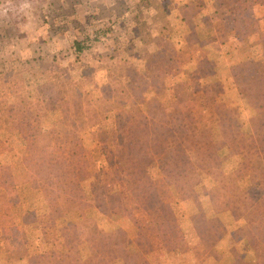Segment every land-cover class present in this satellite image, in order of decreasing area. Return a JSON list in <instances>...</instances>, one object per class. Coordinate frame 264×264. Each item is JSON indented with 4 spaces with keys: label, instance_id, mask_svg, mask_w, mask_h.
<instances>
[{
    "label": "rangeland",
    "instance_id": "rangeland-1",
    "mask_svg": "<svg viewBox=\"0 0 264 264\" xmlns=\"http://www.w3.org/2000/svg\"><path fill=\"white\" fill-rule=\"evenodd\" d=\"M220 1H225L229 6L226 14L232 18L242 17L244 14L246 18L243 21L246 22L247 29L254 28L264 35V18H261L264 0ZM62 7L63 12L60 11ZM61 15L65 18L62 19ZM72 15L75 18H70ZM43 22L46 24L44 31ZM107 32L105 27L98 30L94 27V0H0V264H41L40 255L48 250V240L60 236L58 228L42 225L37 214L36 207L43 196L41 177L49 168L70 165L74 150L81 153L85 148L94 147V142L99 144L103 140V136L94 130L84 131L75 147H70L62 140H54L50 146L54 152L52 162L41 156V141L40 145H25L23 132L19 131V127L30 128L33 133H37V137L45 130L54 128L53 113L44 108L42 98L49 92V87L56 88L58 82L59 88V80L62 78L66 85L78 83L85 88L99 111L108 112L117 108V98L122 97L116 94L118 83L120 87L123 86L125 93L143 91L151 85L144 72L142 79L138 81L136 78L138 75L131 68L132 63L138 61L135 56L122 52L109 54L107 57L103 55V51H111L110 48L117 47L115 40L107 37ZM96 35L100 37L94 38ZM76 46L82 47V51L78 52ZM103 47L110 50H103ZM173 55L183 67L198 61L197 58H191L197 55ZM186 62L188 64L185 65ZM209 62L216 65V72L208 81L216 92H223L221 85L226 70L221 68L219 60L218 63L216 60ZM101 68L104 69L102 74L95 72ZM239 73L242 76L235 81L234 76ZM230 74L234 82L233 93L243 99L248 95V83L255 78L264 77V62L235 75L232 68ZM178 76L184 78L185 74L181 72ZM95 81L99 83L100 89ZM53 93L54 90H51V94ZM103 95H109V98L113 96V101H106L109 98ZM136 97L144 109L150 110L153 107V100L143 93L139 92ZM159 100L170 113L189 109L195 114L200 127L208 126V103L204 95L195 96L181 105L169 91L160 95ZM13 103L19 105L20 112L14 111L10 118L8 107ZM124 108L115 110V113L121 111V116L117 119L119 125L124 121L127 110ZM259 112L257 106H245L240 118L232 122V129L238 134L248 133L251 130V118ZM17 117L26 119L30 124L25 122L17 127L13 124ZM30 139L34 138L31 136ZM27 146L31 151L26 150ZM263 151L264 138H259L254 147L245 150L243 157L247 161L255 160L261 157ZM221 162L225 172L232 173L237 169L240 159L226 149ZM149 173L154 178L159 177V166L151 165ZM80 184L89 198L101 193H118L120 197H124L138 188L134 175L129 174L119 179L114 168L105 162L97 163L96 172L83 178ZM205 184L209 187L211 183L206 180ZM174 191L167 184H163L160 189L163 203L172 209L180 226V231L173 235L170 233L171 237L168 239L164 236L171 232L169 221L164 217H156L145 208L131 207L130 200L126 203L122 199L114 206L111 204L108 209H104L106 202L102 200L103 209L91 206L81 212L73 211L65 215L64 221L67 222L68 230L81 239L82 250L89 246L90 241L87 239L94 236L97 239H107L124 232L130 235L140 232L147 236L151 244L146 256L149 264L253 262L255 256L251 228L245 220L238 218L232 210L215 213L209 196L196 200L191 196L177 195ZM200 209L207 215H216L225 226V233L213 248L204 244L192 222V216ZM11 226L18 232L10 231ZM68 264L87 263L84 256ZM131 264L140 262L135 260Z\"/></svg>",
    "mask_w": 264,
    "mask_h": 264
},
{
    "label": "trees",
    "instance_id": "trees-1",
    "mask_svg": "<svg viewBox=\"0 0 264 264\" xmlns=\"http://www.w3.org/2000/svg\"><path fill=\"white\" fill-rule=\"evenodd\" d=\"M161 45L162 49L153 53L154 65L147 71L150 87L125 93L120 83L116 86V94L122 95L117 98L116 109H127L121 125L117 123L121 111H99L83 86L78 83L66 85L62 78L59 88L56 82V88L49 87V92L42 97L44 108L53 113L54 128L38 134L39 137L30 128H18L23 132L25 145L41 141V156L51 162L54 152L50 146L54 140L75 147L84 131L94 130L103 136L102 142H94L92 148H85L81 153L74 150L70 165L49 168L41 177L43 196L36 207L40 223L60 231L59 237L48 240V250L40 255L41 264H68L84 256L87 264H131L135 260L149 264L146 256L151 244L145 234L124 232L107 239L94 236L87 239L89 246L82 250L81 239L68 230L64 218L70 212H81L91 206L103 209L102 200L106 202L104 209L122 199L126 203L130 200L131 207L145 208L156 217L169 221L171 232L164 236L168 239L170 233L180 231V226L172 209L161 199L163 184L173 187L177 195L196 200L209 196L215 213L232 210L238 218L245 220L251 228L255 256L251 264H264V151L255 160L247 161L243 157L247 148L254 147L259 138H264V77L248 83V95L243 99L233 93L231 77L224 78L223 92L218 93L208 81L216 72V65L210 64L208 58L186 67L169 64L166 48L163 43ZM234 49L238 64L233 68V75L264 62V35L254 28L237 31ZM77 50L81 52L82 47ZM181 72H184V78L178 76ZM51 90H54L53 94ZM169 91L181 105L195 96L204 95L208 103V126L200 127L189 109L170 113L159 100L160 95ZM139 92L153 100L150 110L137 101ZM245 106H257L260 112L251 118V130L238 134L232 129V122L240 118ZM14 111L20 112L17 103L8 107L10 118ZM13 122L18 127L27 121L17 117ZM31 136L34 139H30ZM226 149L240 159L232 173L225 172L221 162ZM26 150L31 151L28 146ZM99 162L113 167L119 179L134 175L136 191L124 197L118 193H101L89 198L80 183L96 172ZM153 164L161 171L157 178L149 173ZM206 180L211 183L209 187ZM192 222L207 247L213 248L225 233L219 218L207 215L204 210L195 213ZM9 230H14L13 226ZM14 232L18 231L15 229Z\"/></svg>",
    "mask_w": 264,
    "mask_h": 264
},
{
    "label": "crops",
    "instance_id": "crops-1",
    "mask_svg": "<svg viewBox=\"0 0 264 264\" xmlns=\"http://www.w3.org/2000/svg\"><path fill=\"white\" fill-rule=\"evenodd\" d=\"M180 1L94 0L95 29L105 27L108 31L107 37L114 39L117 45L116 48H110L111 51H103L110 50L107 47H103V50L99 49V51H103L102 53L106 57L109 54L120 52L135 56V60L138 61L132 63L131 68L136 71L138 81L142 79V76H145L144 74L147 75L148 69L154 63L153 53L162 49L161 43L166 48V60L169 64H180L179 59L173 55L176 53L197 55L191 58H197V60L208 58L213 62L216 60L217 63L219 60L221 68L226 70L224 77H230L231 69L238 64L234 49L236 32L247 30V24L243 21L246 17L242 14V17L232 18L226 14L225 11L229 6L225 1ZM226 1L230 2L231 0ZM259 3L261 4V2ZM262 7L264 10V6ZM76 8L78 10L79 7ZM242 8L244 9V7ZM63 9L64 7L60 11ZM45 17L48 18V16ZM61 18L63 19L65 16L61 15ZM70 18H75V15ZM261 18H264V12L261 14ZM44 28H46V24L43 22L42 31L45 30ZM95 72L102 74L104 69L101 68ZM241 76L242 73H239L234 76V80L236 81ZM94 79L96 80V76ZM95 83L100 89L99 83L97 81ZM103 96L109 98V95ZM108 100L113 101V96L106 99V101ZM255 112L257 113L256 109ZM54 235L56 236L57 233Z\"/></svg>",
    "mask_w": 264,
    "mask_h": 264
},
{
    "label": "built area",
    "instance_id": "built-area-1",
    "mask_svg": "<svg viewBox=\"0 0 264 264\" xmlns=\"http://www.w3.org/2000/svg\"><path fill=\"white\" fill-rule=\"evenodd\" d=\"M102 36L104 37L105 35H104V34H102ZM97 37H100V36H99V35H98V36L96 35V37H94V38H97Z\"/></svg>",
    "mask_w": 264,
    "mask_h": 264
}]
</instances>
